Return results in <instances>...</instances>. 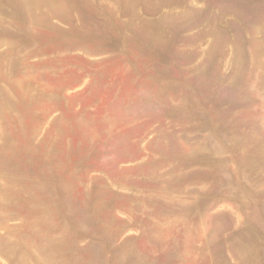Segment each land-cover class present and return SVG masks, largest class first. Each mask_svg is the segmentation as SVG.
Wrapping results in <instances>:
<instances>
[{
  "label": "rangeland",
  "instance_id": "rangeland-1",
  "mask_svg": "<svg viewBox=\"0 0 264 264\" xmlns=\"http://www.w3.org/2000/svg\"><path fill=\"white\" fill-rule=\"evenodd\" d=\"M0 264H264V0H0Z\"/></svg>",
  "mask_w": 264,
  "mask_h": 264
}]
</instances>
